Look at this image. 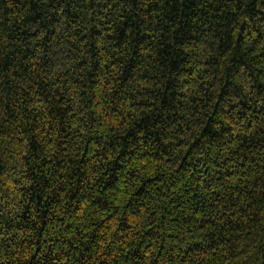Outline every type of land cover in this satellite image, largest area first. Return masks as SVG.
Here are the masks:
<instances>
[{
	"label": "trees",
	"instance_id": "1",
	"mask_svg": "<svg viewBox=\"0 0 264 264\" xmlns=\"http://www.w3.org/2000/svg\"><path fill=\"white\" fill-rule=\"evenodd\" d=\"M0 264H264V0H0Z\"/></svg>",
	"mask_w": 264,
	"mask_h": 264
}]
</instances>
